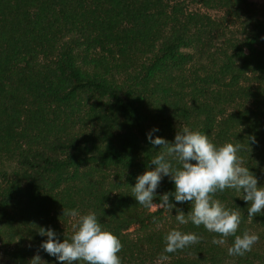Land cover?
I'll return each mask as SVG.
<instances>
[{"label":"trees","instance_id":"trees-1","mask_svg":"<svg viewBox=\"0 0 264 264\" xmlns=\"http://www.w3.org/2000/svg\"><path fill=\"white\" fill-rule=\"evenodd\" d=\"M153 126L169 142L186 127L241 145L264 186V3L0 0V264H60L40 233L70 239L79 216L68 209L97 215L122 244L121 264H264V215L250 218L232 189L213 198L241 215L236 235L262 230L243 256L228 254L235 236L176 221L191 202L137 203L131 187L159 154L145 138ZM170 191L165 177L154 204ZM172 230L200 240L164 253Z\"/></svg>","mask_w":264,"mask_h":264},{"label":"clouds","instance_id":"clouds-1","mask_svg":"<svg viewBox=\"0 0 264 264\" xmlns=\"http://www.w3.org/2000/svg\"><path fill=\"white\" fill-rule=\"evenodd\" d=\"M159 131L158 127L153 126L145 134L150 144L159 146V154L150 161L154 167L136 177L135 185L131 187L137 203L153 211L167 209L170 212L176 206L169 202L170 197L177 204L191 202V213L187 217L181 209H176L175 219L179 224L191 222L197 227L203 225L208 232L220 234L224 238L235 236L232 246L228 248L230 256H243L250 252L259 237L248 233L237 236L241 215L213 198L218 191L232 189L248 203L247 215L250 218L264 215V186H258V178L249 167L242 166L244 162L239 155L241 145L226 143L217 147L207 135L186 127L169 142L155 135ZM249 139L253 144L257 143L254 136ZM165 177L174 184V191L160 195L157 208L154 198ZM63 214L79 216L78 223L74 225L76 231L70 239L61 242L53 229H42L40 234L46 236L47 240L41 248L49 256L60 264H121L118 253L122 244L119 238L103 229L94 212L80 216L77 209H68ZM199 240L200 237L195 233L172 230L165 237L164 253H175ZM213 242L223 244L225 240ZM32 260L34 264L41 261L39 256Z\"/></svg>","mask_w":264,"mask_h":264},{"label":"rangeland","instance_id":"rangeland-1","mask_svg":"<svg viewBox=\"0 0 264 264\" xmlns=\"http://www.w3.org/2000/svg\"><path fill=\"white\" fill-rule=\"evenodd\" d=\"M250 1H252V2H255V3H257V4H263L264 3V0H250ZM200 7L198 6V5H189V9L190 10H197V9H199ZM200 11L201 12H207V13H209L211 16H213V17H220L221 15H222V11H219V10H212V9H204V8H200ZM157 206V208L159 207V205H156ZM166 212V211H165ZM164 212V213H165ZM136 229V227L135 226H133V227H131L130 229H129V231H134ZM247 233H249V234H255L256 235V233H262V230L260 229H256V228H253V229H249L248 231H247ZM258 242V241H257ZM262 242V245H260V248H259V251L261 252H264V242L263 241H261ZM258 248V247H257ZM1 253H2V249H0V256H1ZM259 262V260L258 259H255L254 261H253V263H258Z\"/></svg>","mask_w":264,"mask_h":264}]
</instances>
